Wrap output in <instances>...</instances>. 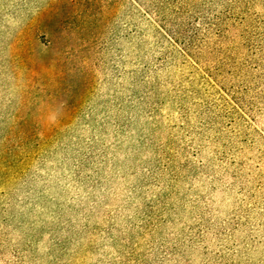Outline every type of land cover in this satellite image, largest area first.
<instances>
[{"label": "rangeland", "instance_id": "rangeland-1", "mask_svg": "<svg viewBox=\"0 0 264 264\" xmlns=\"http://www.w3.org/2000/svg\"><path fill=\"white\" fill-rule=\"evenodd\" d=\"M131 22L0 0V264H264V142L149 95Z\"/></svg>", "mask_w": 264, "mask_h": 264}, {"label": "trees", "instance_id": "trees-1", "mask_svg": "<svg viewBox=\"0 0 264 264\" xmlns=\"http://www.w3.org/2000/svg\"><path fill=\"white\" fill-rule=\"evenodd\" d=\"M127 2L130 45L155 54L146 92L170 83L162 99L194 112L209 139L264 142V0Z\"/></svg>", "mask_w": 264, "mask_h": 264}]
</instances>
